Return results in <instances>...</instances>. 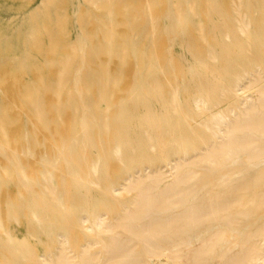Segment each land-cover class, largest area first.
<instances>
[{
  "label": "bare ground",
  "instance_id": "1",
  "mask_svg": "<svg viewBox=\"0 0 264 264\" xmlns=\"http://www.w3.org/2000/svg\"><path fill=\"white\" fill-rule=\"evenodd\" d=\"M90 1L107 10L112 22L105 28L104 46L89 57L93 82L100 85L99 99L88 102L89 126L98 137H84L100 149L99 157L79 164L80 210L68 213L70 193L55 188V169L52 162L45 164V197L62 218L51 222L57 249L32 261L22 253L18 264H264V0L232 3L224 37L228 44L242 42L243 50L228 58L232 74L216 94L194 100L192 121L178 103L179 84L169 85L170 114L149 124L163 133L164 154L153 150L148 127L138 142L124 143L113 135L109 112L116 108L113 98L122 75L113 73L112 63L118 61L124 68L135 59L139 88L147 89L156 45L163 38L154 18L160 2L174 6V31L185 30L207 42L198 10L189 7L192 0H147L142 9L134 7L142 0ZM120 33L125 35L121 38ZM130 33L131 39L153 34L148 54L136 53ZM51 47V52L58 49L57 44ZM216 58L215 48L206 43L203 61ZM77 59L74 53L57 63L53 91L43 84L41 90H27L34 117L48 134L67 109L77 118L74 99L63 104ZM160 69L168 75L170 64ZM50 92L57 99L54 119L43 101ZM6 122L0 115L2 132ZM112 166L120 167L117 178L110 175Z\"/></svg>",
  "mask_w": 264,
  "mask_h": 264
},
{
  "label": "rangeland",
  "instance_id": "2",
  "mask_svg": "<svg viewBox=\"0 0 264 264\" xmlns=\"http://www.w3.org/2000/svg\"><path fill=\"white\" fill-rule=\"evenodd\" d=\"M192 2L189 7L198 10L207 42L185 30L174 31V6L161 1L163 5L154 18L163 38L156 45L157 55L151 63L152 82L147 89L139 88L140 66L135 59L124 68L118 61L112 63L113 73L122 75V83L114 95L116 108L110 110L109 119L114 125L113 135L124 143L140 141L148 127L153 135V150L164 154L163 133L153 131L149 124L150 120H161L170 114L169 85L179 84L178 103L192 121L196 111L194 100L213 97L219 84L232 74L227 71V60L240 54L242 42L228 44L224 29L234 10L232 3L239 0ZM146 4L147 0H142L134 7L142 9ZM111 23L107 10L90 0H0V115L7 118L5 131L0 130V264H18L20 259H16L22 253L32 261L53 255L57 249V233L51 222L62 218L45 197L42 180L47 162H52L55 169V188L70 193L66 212L80 210L76 204L83 194L76 181L79 164L94 162L100 151L84 137H98L97 130L89 126L88 102L99 99L100 85L93 82L89 57L104 46L105 28ZM120 35L122 38L125 34ZM151 35L145 33L131 39L129 34L137 54H148ZM206 43H211L217 53V58L209 63L203 61ZM55 44L58 49L51 52ZM74 53L78 59L69 74L63 104L73 98L78 115L75 119L67 109L61 120H54L55 126L48 134L35 119L26 93L28 89L41 90L43 85L53 91L59 78L57 63ZM166 62L170 64L168 75L160 69ZM50 93L43 101L54 119L57 99ZM132 154L130 148L128 155ZM119 172V166L110 168L113 178Z\"/></svg>",
  "mask_w": 264,
  "mask_h": 264
}]
</instances>
